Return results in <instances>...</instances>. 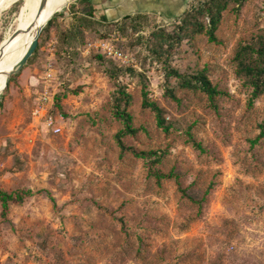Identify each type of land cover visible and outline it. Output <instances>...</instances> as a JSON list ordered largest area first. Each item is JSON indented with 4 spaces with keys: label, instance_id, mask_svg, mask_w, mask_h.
<instances>
[{
    "label": "rangeland",
    "instance_id": "rangeland-1",
    "mask_svg": "<svg viewBox=\"0 0 264 264\" xmlns=\"http://www.w3.org/2000/svg\"><path fill=\"white\" fill-rule=\"evenodd\" d=\"M191 1L118 0L123 9L116 20L146 13L168 26ZM38 2L0 0V47L7 48L0 66ZM76 3L67 0L56 11L65 12L62 28L69 27V8ZM95 5L100 17L104 11L98 1ZM263 32L264 0H246L238 13H225L217 42L198 34L176 48L173 64L182 71L209 69L221 91L212 104L199 90L178 89L179 102L165 96L162 64L136 43L138 33L121 36L114 28L105 38L87 36L78 46L79 58L70 60L56 54L52 28L37 58L8 88L0 87V188L32 191L10 206L7 219L0 205V264H264V137L259 138L264 95L251 100L234 61L238 43ZM101 39L135 58L130 67L145 73L150 98L174 125L169 133L157 125L155 114L141 105V82L126 74L121 80L134 97L131 111L139 131L124 141L163 152L158 167L174 170L201 206L182 195L174 178L158 184L147 160L121 152L116 134L123 125L112 113V81L88 62ZM49 63L52 77L46 80ZM46 89L54 103L56 93H66L62 110L51 112V105L45 111L55 117L59 133L38 111ZM188 131L202 149L188 140Z\"/></svg>",
    "mask_w": 264,
    "mask_h": 264
},
{
    "label": "trees",
    "instance_id": "trees-1",
    "mask_svg": "<svg viewBox=\"0 0 264 264\" xmlns=\"http://www.w3.org/2000/svg\"><path fill=\"white\" fill-rule=\"evenodd\" d=\"M246 0H192L184 11L176 17L168 26L155 23L146 13H127L119 20H112L106 14L97 16V9L93 0H77L76 4L70 5L72 21L68 28H62L59 18L65 16V12H56L47 22L38 46L30 56L27 63L33 62L42 47L50 38L52 28L56 29L57 50L56 54H66L70 60H76L80 56L78 46L87 40V36L108 37L114 28L121 33V36L137 34L136 43L145 44L152 56L162 64L164 72V94L173 101L179 102L178 89L201 91L206 94L212 104L221 94L217 85L213 83L209 75V69L193 68L182 71L173 64V56L176 48L184 41L192 40L198 34H206L210 41L217 42V31L223 21L225 13L232 10L239 12ZM19 3L14 5V10L18 11ZM148 29L146 35H141L143 29ZM142 41V42H141ZM132 44V43H131ZM117 47L123 49L121 46ZM234 61L236 63L237 77L251 89V100L264 95V32L258 34L250 40L240 41L236 47ZM88 62L105 73L112 81L111 102L113 116L122 123L123 127L116 134V140L122 153L131 152L134 156L148 161L149 175L154 177L158 184L163 179L174 178L178 190L182 195L193 203L201 206V200L196 199L189 193L188 188L182 186L178 174L171 170L165 173L158 164L163 162L165 154L159 150H140L128 145L124 141L126 135H137L139 129L134 125V116L131 111L133 95L128 91L127 86L121 80L122 76L129 74L135 76L141 82L142 107L149 109L155 114L157 125L166 133L171 131V123H167L165 110L159 103L149 96V82L145 73L139 72L130 66H123L115 59L107 57L101 52H93L88 56ZM26 63V64H27ZM17 74H13L8 82L14 81ZM66 93L58 92L55 95V103L51 112L62 110V99ZM174 126V125H173ZM261 133L259 138L264 137V122L260 125ZM188 140L198 149L202 145L198 142L190 131L187 132ZM214 184H210L203 200L211 191ZM32 194L31 190L17 189L6 191L0 188L1 215L8 218L10 206L19 204L26 197Z\"/></svg>",
    "mask_w": 264,
    "mask_h": 264
},
{
    "label": "bare ground",
    "instance_id": "bare-ground-1",
    "mask_svg": "<svg viewBox=\"0 0 264 264\" xmlns=\"http://www.w3.org/2000/svg\"><path fill=\"white\" fill-rule=\"evenodd\" d=\"M66 1L67 0H47L44 8L40 11L39 10L40 3H41V0H40V2L36 3V5L34 6V9L31 8L30 14L27 17L26 22L22 24L16 40L13 41V44H12V47H14V50L12 49L13 52L9 56L8 60L5 61V63L0 66V87L3 85H6L8 72L12 70L13 68H15L18 64H20L22 59L25 57V55L29 51L31 45L33 44L34 36H35V33L39 25H43L46 22H48L52 18V15L56 11H58L64 5ZM31 31L34 32L33 36L32 38L28 39V35L30 34ZM6 49L7 48L5 44H3L0 47V55L3 54L4 50Z\"/></svg>",
    "mask_w": 264,
    "mask_h": 264
},
{
    "label": "built area",
    "instance_id": "built-area-1",
    "mask_svg": "<svg viewBox=\"0 0 264 264\" xmlns=\"http://www.w3.org/2000/svg\"><path fill=\"white\" fill-rule=\"evenodd\" d=\"M96 48L99 52L105 54L107 57L113 58L121 63V65L135 66V58L130 55L128 52L123 49L113 45L107 39H101L96 43ZM52 64L49 63L46 65L45 79L49 80L52 77ZM39 112H44L47 108L54 104V97L50 94V92L46 89L43 91L39 97ZM45 121L48 126L54 133H59L61 131V127L55 121V117L49 112L45 115Z\"/></svg>",
    "mask_w": 264,
    "mask_h": 264
},
{
    "label": "water",
    "instance_id": "water-1",
    "mask_svg": "<svg viewBox=\"0 0 264 264\" xmlns=\"http://www.w3.org/2000/svg\"><path fill=\"white\" fill-rule=\"evenodd\" d=\"M46 1L47 0H42V4H41V7H40V11L44 8L45 4H46ZM47 24V22L43 25H39L36 33H35V36H34V41H33V44L31 45L29 51L27 52V54L25 55V57L22 59V61L20 62V64H18L15 68H13L12 70H10L8 72V77H7V81H6V85L4 87V89L8 86V82H9V79H10V76L17 73L28 61V59L30 58V56L34 53V51L36 50L37 46H38V41H39V37L45 27V25Z\"/></svg>",
    "mask_w": 264,
    "mask_h": 264
},
{
    "label": "crops",
    "instance_id": "crops-1",
    "mask_svg": "<svg viewBox=\"0 0 264 264\" xmlns=\"http://www.w3.org/2000/svg\"><path fill=\"white\" fill-rule=\"evenodd\" d=\"M98 1L99 7H101L110 19H117L116 16L119 14L121 4L118 3V0H93L94 4ZM96 6V5H95Z\"/></svg>",
    "mask_w": 264,
    "mask_h": 264
}]
</instances>
